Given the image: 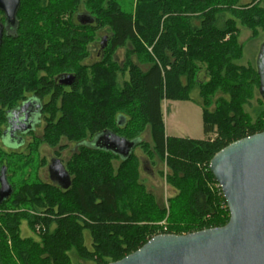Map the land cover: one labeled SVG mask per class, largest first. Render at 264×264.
<instances>
[{"label": "trees", "instance_id": "16d2710c", "mask_svg": "<svg viewBox=\"0 0 264 264\" xmlns=\"http://www.w3.org/2000/svg\"><path fill=\"white\" fill-rule=\"evenodd\" d=\"M28 1L19 0L15 30L0 39V106H15L29 93L38 97L50 94L51 100L43 104L42 141L56 143L64 135L78 146L65 162L70 176L67 189L23 180L11 199L0 202V208L11 207L0 213V264H62L72 247L85 264H107L156 234H186L224 225L228 210L208 164L227 144L264 129V108L253 122L240 108L250 86L255 85L259 93V73L231 62L240 50L233 15L256 35L257 26L264 29L260 3L136 0L131 11L117 0H84L88 8L83 10H79L82 0H49L48 5H35L36 9ZM27 2L31 9L25 11ZM225 10L230 16L223 14ZM95 30L101 32L100 53L91 62V80L83 79L80 69H64L62 82L54 84L53 76L47 77L49 69L79 66L90 50L86 46L90 38L84 34ZM123 48L120 61L115 53ZM147 48L151 49L150 59L144 57ZM47 56H51L50 64L45 62ZM201 69L208 76L203 82L196 77ZM196 84L197 100L190 95ZM222 87L228 89L230 101L221 100L231 116L220 108L215 112L206 108L209 94ZM163 100L196 103L202 110L204 137L167 136ZM128 106L140 118L139 128L143 123L150 126L153 152L166 155L170 183L180 187L186 197L183 208L181 192L170 204L169 226L164 229L158 223L141 224L157 221L166 212L137 180L133 150L142 139L127 157L83 144L88 139L78 140L88 133L91 141L103 131L128 140L140 138L121 133L137 122V117L127 113ZM112 159L119 161L116 171ZM25 209L45 213L42 218L28 215L32 229L37 218L44 226L38 239L19 234ZM84 229L92 238L90 246L83 243Z\"/></svg>", "mask_w": 264, "mask_h": 264}, {"label": "rangeland", "instance_id": "374dc122", "mask_svg": "<svg viewBox=\"0 0 264 264\" xmlns=\"http://www.w3.org/2000/svg\"><path fill=\"white\" fill-rule=\"evenodd\" d=\"M84 3L79 5V10L87 9L88 6L86 4V0H82ZM123 9L125 10H131L134 11L136 0H117ZM29 2V1H28ZM27 4V7H25V11L28 9L30 10L33 6L34 9H36L35 5H48L49 0H31L29 3L33 5L30 8L29 3ZM252 0H239L238 4H245V3H251ZM36 3V4H35ZM260 3L259 7L264 8V3L262 0H254L252 4ZM234 6V5H233ZM91 7V6H90ZM224 15L230 16V11L225 10ZM233 15V14H232ZM234 22L236 24V27L238 29V33L236 35V39L240 45L239 50V56L232 58V63H234L236 66H242V67H248L254 70H259L262 66L259 53L261 50V46L264 43V29L262 26H257L254 35L253 30L246 27V25L241 24V22L236 19V17L233 15ZM13 26H8L7 30L12 33L14 32ZM58 33V32H56ZM55 33V34H56ZM60 34V33H59ZM101 32L100 31H87L84 36L89 37L90 41L88 40L86 43V46L90 47L89 55L82 61L79 66L75 68V65L69 66L67 68L63 67L62 65H55L53 68L49 69V74L47 77L54 76L56 74H59L61 70L64 69H73L77 70L80 69L83 74V79L86 81L91 80V70L90 65L91 62L95 61L97 59V44L100 42ZM227 38V36H226ZM125 49H119L116 51V57L118 60L123 59ZM51 57V56H50ZM50 57H45L46 64H50ZM144 57L146 59H150L151 57V49L147 48L146 53H144ZM145 59V60H146ZM58 61V58L56 57V60ZM54 63H58L55 62ZM82 65V67L80 66ZM146 63L144 64V66ZM202 78V81H205L208 79V76L204 74L203 69L197 73L196 77ZM245 78V77H243ZM190 95L195 98L196 100L199 99V86L198 84L194 85L191 88ZM209 96L211 98L208 100V104L206 105V108L208 111L215 112L218 108L223 109L226 111V114L228 116H231L233 113L232 111H229L227 107H225L224 102H222V98L226 101H230V96L228 94V89L225 88H218L213 91V95L210 93ZM241 113L245 115V117L250 121H255L257 118L258 113L261 109L264 108V102L260 98V95L258 93V89L255 85L250 86L247 89V97H242V102L240 103ZM162 109V120H163V128L165 131V134L167 136H174V137H182V138H191V139H202L204 137L203 131H202V110L201 108L194 102L190 100H163L161 104ZM127 113H130L133 118H136V121L134 124L130 126L126 131L123 130L121 133L126 134L129 137L134 135H139L142 139V143L134 148L133 154H135L137 162L136 166L139 170L138 174V182L140 185H142L143 190L145 192H150L153 197L156 199V201L165 207L166 212L164 215H162L161 219L157 221H143L141 224H147V225H154L159 224L163 229L167 228L168 222H166L167 216L170 212V204L174 202V199L182 193L183 197H181L180 206L183 208L186 197L181 191L180 187L173 186V184L170 183V167L169 162L167 160L166 155H163V157L158 156L153 152V143L151 140V128L148 124H142L141 127H138V124H141L140 118L137 116L136 111L134 110L133 106H128L126 109ZM40 126H38V135L40 136L41 132L43 134V131L45 129L46 122ZM26 145H24L21 149L16 150L13 154L9 153L5 157L2 151H0V159L9 160V165L11 170V173L13 175L14 184L16 185L17 189L19 186L23 185L22 181L33 183L37 180H44V171H45V163L47 164V161L52 156H57L62 159H69L71 158L70 155V147H74L75 142H69L66 140V137L64 135H60L58 137V140L56 143L50 142L48 140L47 142L42 141V135L39 137L38 140L33 142V139L31 137H26ZM79 139H91L88 133H84L82 137H79ZM68 144V145H67ZM94 141L92 138V141L88 143L89 146H93ZM67 147V148H66ZM28 164V166L21 167L22 164ZM113 165V170L116 171V169L119 166V161L117 159H112L111 161ZM21 184V185H20ZM217 184V183H216ZM25 189V186H23ZM11 206V205H10ZM11 207L4 206L3 208H0V213L7 212L6 209H10ZM13 210V209H12ZM26 215L20 217V231L19 234L21 237H33L38 239V234L40 230L44 231V226L40 219L42 216L45 215V213L40 212H34L30 209H25ZM28 215H33V217L37 216V220L34 221L35 226L32 229L29 226V219ZM84 220V219H83ZM88 221L87 219H85ZM169 228V227H168ZM83 243L87 246H90L92 244V238L90 236V233L88 229L83 230ZM14 259L15 256L13 255ZM62 264H85L82 259L79 258L78 253L76 251L75 247H72L66 251L65 261L62 262Z\"/></svg>", "mask_w": 264, "mask_h": 264}, {"label": "water", "instance_id": "95a60500", "mask_svg": "<svg viewBox=\"0 0 264 264\" xmlns=\"http://www.w3.org/2000/svg\"><path fill=\"white\" fill-rule=\"evenodd\" d=\"M18 6L19 0H0L7 23L15 24ZM259 58V93L264 99V43ZM93 141L90 147L127 157L138 140L103 131ZM56 167L68 187L69 174L62 165ZM208 170L228 210L224 225L186 234H156L107 264H264V129L224 146L211 157ZM1 182L0 202L10 193L3 178Z\"/></svg>", "mask_w": 264, "mask_h": 264}, {"label": "flooded vegetation", "instance_id": "af4514ba", "mask_svg": "<svg viewBox=\"0 0 264 264\" xmlns=\"http://www.w3.org/2000/svg\"><path fill=\"white\" fill-rule=\"evenodd\" d=\"M5 19L4 13L0 10V33L2 37L6 33L8 34V26H13L15 28L14 23H7ZM97 45L98 57L100 53V45ZM52 80L54 84H59L62 82L63 77L59 73L54 75ZM49 100H51L50 94H44L43 96L38 97L35 94L29 93L26 94L24 98L15 106H0V151H2L4 156H7V154L9 155V153L13 154L16 150H19L26 145V137H31L33 142L39 139L42 132L39 136L37 129L38 126L42 125L44 123L43 121H45L43 104ZM89 142L90 140L88 139L83 142V144L89 146ZM77 146L78 144H75L74 147H70V155H72ZM2 159H0V188L3 178L10 191V193L3 200L7 199L8 201L13 197L17 187L12 179L13 175L11 170H9L10 165L8 158L4 160ZM66 161L67 159H62L57 156L50 157L47 164L45 163L43 182L50 183L63 190L67 189L68 187H64L67 184V180H61L60 174H58L56 170V166L58 165H62L66 170Z\"/></svg>", "mask_w": 264, "mask_h": 264}, {"label": "built area", "instance_id": "2783aa9c", "mask_svg": "<svg viewBox=\"0 0 264 264\" xmlns=\"http://www.w3.org/2000/svg\"><path fill=\"white\" fill-rule=\"evenodd\" d=\"M215 186L217 187V188H219V186L217 185V184H215ZM220 189V188H219Z\"/></svg>", "mask_w": 264, "mask_h": 264}]
</instances>
